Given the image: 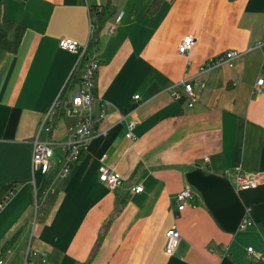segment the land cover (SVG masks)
Masks as SVG:
<instances>
[{
	"label": "crops",
	"instance_id": "crops-1",
	"mask_svg": "<svg viewBox=\"0 0 264 264\" xmlns=\"http://www.w3.org/2000/svg\"><path fill=\"white\" fill-rule=\"evenodd\" d=\"M3 3L6 18L24 31L17 51L0 47V257L4 243L13 240L9 245L20 263L31 239L47 253L46 264L264 261V90L254 92L257 79L264 78V45L248 50L264 42V0ZM106 4L114 12L98 33L93 102L95 115L105 116L32 224L35 187L47 179L32 170L33 142L79 61V51L61 48L59 40L86 44L92 9ZM118 15L115 31L108 32ZM188 34L195 44L182 54L178 44ZM229 49L243 52L232 67L200 74L206 61ZM193 77L205 78L206 87L189 107L172 92ZM132 119L137 123L129 138ZM75 121L58 118L51 132L39 135L55 143L50 177L61 166L62 143ZM104 154V164L124 178L115 189L99 179ZM237 166L255 175L258 185L237 189L231 174ZM135 184L143 191H133ZM185 187L195 192L197 205L178 211L174 197ZM247 207L252 224L241 229ZM172 227L181 238L169 255L166 233Z\"/></svg>",
	"mask_w": 264,
	"mask_h": 264
},
{
	"label": "built area",
	"instance_id": "built-area-1",
	"mask_svg": "<svg viewBox=\"0 0 264 264\" xmlns=\"http://www.w3.org/2000/svg\"><path fill=\"white\" fill-rule=\"evenodd\" d=\"M121 15H118L116 19L107 26V31L112 33L115 31L117 23ZM95 26L92 23L90 29L89 40L93 35ZM195 44V39L192 35H185L178 44V51L182 54L189 52ZM61 48L76 52L79 51V61L77 65L85 58L86 65L81 73V82L76 90L72 92L69 100L66 102L65 115L66 117L75 118L76 121L69 125L68 137L64 140L63 148V160L61 166L55 175L49 176V172L53 167L52 157L54 155V142L52 140H42L39 135L42 130L50 132L52 129L51 117L54 115L58 105L61 103V94L57 97L50 111L44 116L40 125L38 134L33 142L31 165L34 173L41 171L46 175L47 179H50L49 185L41 192L38 187H35L36 196V214H39V209L46 201L49 195L54 191L56 185L65 180L70 172L71 165L78 161L82 153L86 150L87 145L91 138L94 136L96 130L95 126L99 119L105 116V112L102 111L100 115L96 116L94 113V99H95V86L97 82V74L100 66V60L97 56V50H89V41L81 46L79 42L71 37H61L59 40ZM264 42L256 44L254 47H250L248 50L259 47L261 48ZM243 52L237 49H229L222 55L206 61L200 68V74L204 75L207 71L221 67L222 65H228L232 67L235 59L241 56ZM76 65V66H77ZM264 70V66H263ZM180 86L182 90H173L172 95L177 99H186L189 107H192L198 99V93L206 87V79L189 78L181 81ZM264 90V78L261 76L257 79L254 86V92H262ZM62 93V92H61ZM135 99H139V95L134 96ZM137 121L132 119L128 124V132L126 134L129 138H134L133 129L136 126ZM106 154L100 157L102 165L100 166L99 179L105 183L111 189H115L124 184V178L122 175L110 169L104 164ZM208 160V157H205ZM234 183L237 189H249L258 185V179L255 175L248 173L242 166L234 168L233 172ZM135 192L143 191L142 184H135L132 187ZM196 194L190 187H185L179 191L174 197V204L178 211L185 209L188 205L196 206ZM1 207V204H0ZM251 208L247 207L245 215L240 223V228L243 229L252 224ZM181 238V233L176 227L168 229L166 233V245L165 252L172 255ZM253 252L252 247H248V253ZM14 250L8 247L2 256L0 257V264H46L47 253L45 251L36 250L31 243V239L24 251V255L20 263L14 258Z\"/></svg>",
	"mask_w": 264,
	"mask_h": 264
},
{
	"label": "trees",
	"instance_id": "trees-1",
	"mask_svg": "<svg viewBox=\"0 0 264 264\" xmlns=\"http://www.w3.org/2000/svg\"><path fill=\"white\" fill-rule=\"evenodd\" d=\"M155 4L156 2L153 3L152 7L155 6ZM92 11H93L92 22L95 26V29H94L92 37L89 40V50L90 51L97 50V48L99 47L98 33L100 31V28L103 26L104 22L108 18H110V16L113 14L114 8L110 4L97 5L96 7H93ZM23 31H24V27L22 24L6 18L4 14V3H3V0H0V47L10 52L17 51L22 35H23ZM86 58L87 57H85L75 67L70 81L67 83V85H65V88L63 89L61 93V97H62L61 103L58 105L51 119L52 127L54 123H56L58 118L66 116L65 115L66 102L69 100L71 92L74 89H76V87H78L81 82V73L83 71V68L86 65V60H87ZM49 183H50V179H46L43 182L40 191L42 192L49 185ZM12 242L14 241L9 240L4 243L3 253L8 247H10L9 243H12ZM99 244H100V241H98L93 246V249L91 250V253L89 256V260H91L93 256L95 255ZM252 264H264V261L262 260L253 261Z\"/></svg>",
	"mask_w": 264,
	"mask_h": 264
},
{
	"label": "rangeland",
	"instance_id": "rangeland-1",
	"mask_svg": "<svg viewBox=\"0 0 264 264\" xmlns=\"http://www.w3.org/2000/svg\"><path fill=\"white\" fill-rule=\"evenodd\" d=\"M38 218H39V215H38V214H36V217L34 218V221H33V223H32V224L36 223V221L38 220Z\"/></svg>",
	"mask_w": 264,
	"mask_h": 264
}]
</instances>
